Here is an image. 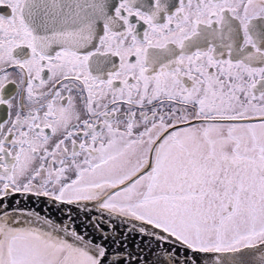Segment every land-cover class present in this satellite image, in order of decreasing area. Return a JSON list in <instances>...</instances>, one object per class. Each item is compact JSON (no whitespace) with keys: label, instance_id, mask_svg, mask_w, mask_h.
I'll list each match as a JSON object with an SVG mask.
<instances>
[{"label":"snow or ice","instance_id":"6c2138e0","mask_svg":"<svg viewBox=\"0 0 264 264\" xmlns=\"http://www.w3.org/2000/svg\"><path fill=\"white\" fill-rule=\"evenodd\" d=\"M0 264H264V0H0Z\"/></svg>","mask_w":264,"mask_h":264}]
</instances>
